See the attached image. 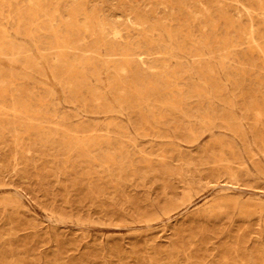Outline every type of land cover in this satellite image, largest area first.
I'll use <instances>...</instances> for the list:
<instances>
[{
    "label": "rangeland",
    "instance_id": "rangeland-1",
    "mask_svg": "<svg viewBox=\"0 0 264 264\" xmlns=\"http://www.w3.org/2000/svg\"><path fill=\"white\" fill-rule=\"evenodd\" d=\"M0 264H264V0H0Z\"/></svg>",
    "mask_w": 264,
    "mask_h": 264
},
{
    "label": "bare ground",
    "instance_id": "bare-ground-1",
    "mask_svg": "<svg viewBox=\"0 0 264 264\" xmlns=\"http://www.w3.org/2000/svg\"><path fill=\"white\" fill-rule=\"evenodd\" d=\"M31 7V6H30ZM35 8V7H34ZM249 12V11H248ZM31 13V12H30ZM227 13V12H226ZM213 14V13H212ZM220 14H223V13H220ZM225 14V13H224ZM223 14V15H224ZM192 17V16H191ZM211 18V17H210ZM219 18V17H218ZM221 18V17H220ZM212 19V18H211ZM228 22V21H227ZM231 22V21H230ZM220 23V22H219ZM231 23H233V21L231 22ZM229 24V23H228ZM233 25V24H232ZM234 26V25H233ZM231 28H232V26H231ZM234 28V27H233ZM235 30V29H234ZM253 30V29H252ZM229 31V30H228ZM251 32V31H250ZM204 33V32H203ZM253 37V36H252ZM251 38V37H250ZM253 40V39H252ZM207 41V40H206ZM251 41V40H250ZM254 41V40H253ZM254 44H255V42H254ZM254 44H251V46L253 45V47L255 46L256 47V45H254ZM258 44V43H257ZM259 45V44H258ZM261 45V44H260ZM254 47V48H255ZM259 49V48H258ZM115 50H116V48H115ZM253 49H251V51H252ZM87 53V52H86ZM199 55V54H198ZM127 56V55H126ZM127 58H128V56H127ZM129 59V58H128ZM128 63V62H127ZM202 63V62H201ZM200 67V66H199ZM177 69V68H176ZM200 69V68H199ZM175 70V69H174ZM173 70V71H174ZM202 70V69H201ZM205 69H203V71H204ZM206 71V70H205ZM200 72V71H199ZM141 73V72H140ZM11 95H12V93H11ZM140 95V94H139ZM176 95V94H175ZM13 97V96H12ZM176 97V96H175ZM90 100V99H89ZM176 100V99H175ZM176 101H178V100H176ZM170 102H174L173 100L172 101H170ZM174 104V103H173ZM14 105V104H13ZM170 105H171V103H170ZM15 106V105H14ZM3 108H5V107H3Z\"/></svg>",
    "mask_w": 264,
    "mask_h": 264
}]
</instances>
